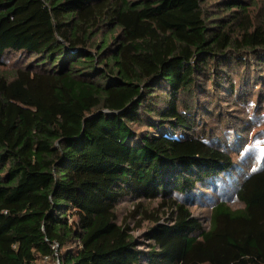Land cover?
Returning <instances> with one entry per match:
<instances>
[{
	"label": "trees",
	"instance_id": "obj_1",
	"mask_svg": "<svg viewBox=\"0 0 264 264\" xmlns=\"http://www.w3.org/2000/svg\"><path fill=\"white\" fill-rule=\"evenodd\" d=\"M260 88L264 0H0V264H264V166L187 197L233 166L197 118Z\"/></svg>",
	"mask_w": 264,
	"mask_h": 264
},
{
	"label": "rangeland",
	"instance_id": "obj_2",
	"mask_svg": "<svg viewBox=\"0 0 264 264\" xmlns=\"http://www.w3.org/2000/svg\"><path fill=\"white\" fill-rule=\"evenodd\" d=\"M236 81L239 83L240 79ZM242 86L243 84L239 87ZM215 102L216 114L213 115V119L198 117L197 123H201L202 120L206 122L203 121L202 126L199 124L195 129L198 133L205 130L221 141L224 139L223 148L230 153L233 166L228 173L217 177L216 182L208 181L187 196L190 202L193 199L195 202L192 203L201 205L191 204V211L204 224H207L209 218L211 200L225 198L229 206L240 207L236 198L239 181L253 169L264 166V88L255 91L250 98L244 96L243 99L236 96L228 97L227 93L218 94ZM214 122L217 126L211 125ZM152 132L180 137L165 125ZM178 198L184 197L180 195ZM129 207L130 203L123 201L118 208L119 217H122ZM39 264H54V261L43 260Z\"/></svg>",
	"mask_w": 264,
	"mask_h": 264
},
{
	"label": "built area",
	"instance_id": "obj_3",
	"mask_svg": "<svg viewBox=\"0 0 264 264\" xmlns=\"http://www.w3.org/2000/svg\"><path fill=\"white\" fill-rule=\"evenodd\" d=\"M52 248H55V245H52ZM43 260L46 261L47 258L45 257ZM57 262H58V260H56V263H57Z\"/></svg>",
	"mask_w": 264,
	"mask_h": 264
}]
</instances>
